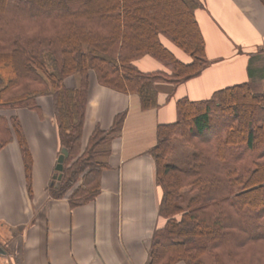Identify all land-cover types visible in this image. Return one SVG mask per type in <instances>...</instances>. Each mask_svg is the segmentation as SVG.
I'll list each match as a JSON object with an SVG mask.
<instances>
[{"label": "trees", "instance_id": "16d2710c", "mask_svg": "<svg viewBox=\"0 0 264 264\" xmlns=\"http://www.w3.org/2000/svg\"><path fill=\"white\" fill-rule=\"evenodd\" d=\"M202 7L200 0H0V151L17 140L30 196L34 161L16 110L40 112L38 100L52 98L60 152L69 156L51 196L72 208L95 201L109 167L100 147L121 135L127 112L84 146L92 83L138 95L143 110L158 107L157 83L176 89L209 65ZM145 56L163 70L142 71L136 61ZM176 108V122L159 124L151 150L162 198L147 264H264V92L245 82L207 100L180 99ZM176 137L193 149L183 168L167 164ZM184 190L192 194L185 205Z\"/></svg>", "mask_w": 264, "mask_h": 264}, {"label": "crops", "instance_id": "0c3cea01", "mask_svg": "<svg viewBox=\"0 0 264 264\" xmlns=\"http://www.w3.org/2000/svg\"><path fill=\"white\" fill-rule=\"evenodd\" d=\"M197 19L209 65L176 89L157 83L156 108L143 110L136 94L92 83L84 146L96 128L107 131L127 112L121 135L100 147L109 167L95 201L72 208L54 199L49 187L60 152L53 103L40 112L18 111L32 155V196L17 140L0 151V224L10 235L0 247V264H147L155 228L161 222V189L151 150L159 124L176 122L177 101H203L238 84H261L264 92V6L260 0H200ZM163 43L184 63L190 59ZM145 72L163 70L149 56L136 61ZM254 81V82H253ZM257 92V91H256ZM2 239V237L0 236ZM184 264V263H179Z\"/></svg>", "mask_w": 264, "mask_h": 264}, {"label": "rangeland", "instance_id": "374dc122", "mask_svg": "<svg viewBox=\"0 0 264 264\" xmlns=\"http://www.w3.org/2000/svg\"><path fill=\"white\" fill-rule=\"evenodd\" d=\"M68 80H69L70 85H74L76 83L75 78H69ZM255 84L256 83L252 84V89L254 92H256V91L259 92V90L261 89V84L259 82H258V85H255ZM42 98H45V96L41 97L40 99H42ZM46 98H49L53 103V100L51 97L46 96ZM39 100H38V103H39ZM53 108H54V106H53ZM22 110L32 111L29 109H23L22 108V109L16 110V112H15L16 115H17L18 111H22ZM172 146H173L174 151H173L172 155L167 159V164L183 168L188 162L191 161L193 149L186 146L181 141V139L179 137H176L173 139ZM51 181H54V179L52 178ZM184 191H185V193H184L185 199L182 202L183 205L186 204L185 200L187 199V197L189 198L192 195L188 190H184ZM9 235H10V230L8 228H6L5 226L4 227L1 226V224H0V236L2 237V239L0 238V247L5 244L6 239L8 238Z\"/></svg>", "mask_w": 264, "mask_h": 264}, {"label": "water", "instance_id": "95a60500", "mask_svg": "<svg viewBox=\"0 0 264 264\" xmlns=\"http://www.w3.org/2000/svg\"><path fill=\"white\" fill-rule=\"evenodd\" d=\"M69 156V152L66 148H63L57 159V165L55 167V173L53 174V179L56 180V187L59 186V182L62 178L63 166L65 159Z\"/></svg>", "mask_w": 264, "mask_h": 264}]
</instances>
